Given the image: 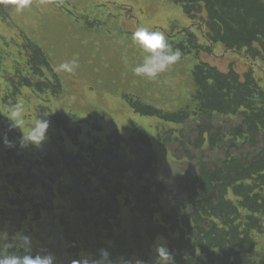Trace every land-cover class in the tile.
I'll return each mask as SVG.
<instances>
[{
  "label": "trees",
  "instance_id": "1",
  "mask_svg": "<svg viewBox=\"0 0 264 264\" xmlns=\"http://www.w3.org/2000/svg\"><path fill=\"white\" fill-rule=\"evenodd\" d=\"M174 2L186 16L199 20L210 44L200 45L195 34L187 31L184 40L173 45L182 51L181 59L192 54L191 51L195 55L201 50L213 54L212 46L221 43L228 50L244 53L249 60L241 73L233 67L224 72L203 61L197 62L190 73L183 71L190 85L189 96L178 99L175 108L124 97L135 113L157 118L163 124L181 127L194 118L206 117V121L195 125V136L186 138L179 129L171 128L167 135H158L165 144L176 141L184 158L196 163L193 171L186 169L177 179L178 192L168 189L163 179L155 184L141 182L134 196L135 215L129 221V229L121 224L120 197L127 187L119 181H111L110 186L102 188L89 187L86 193L64 184L56 187L57 195L67 192L73 198L70 211L80 219V228L72 225L64 210L55 213L52 205L34 202L37 187L34 169L49 170L58 161L74 177L83 170L84 158L95 154L98 141L83 146L80 139L82 127L90 125L91 116L80 118L51 105V99L56 100L63 93L61 79L44 50L28 42L24 45L26 63L14 68L3 101L14 105L22 96V89L35 91L54 127L55 135L52 133L51 137L53 140L55 137V143L53 148L44 144L30 155L28 148L7 147L0 137V227L9 211H14L20 222L30 219L29 222L37 224L47 214L55 213L50 221L56 222L60 231L64 245L60 256L71 260L79 259L82 252L94 254L106 248L113 257L139 255L151 264L153 253L148 249L157 237H163L174 250L177 264H264V254L253 255L257 247L255 235L264 233V88L254 73L257 61L264 73V0ZM215 116L238 121L227 128L214 123ZM94 128L101 132L100 126ZM226 137L229 144L219 158L203 155L206 147L214 151ZM65 139L73 143L75 153L64 147ZM239 143L247 145V153L241 152ZM129 146L150 151L140 166V175L147 172L158 176L152 142L142 132L127 139L119 133L108 135L102 154L116 160L117 151ZM89 175L99 176L92 172ZM73 190H77L76 196ZM165 196L170 197L168 211L164 210Z\"/></svg>",
  "mask_w": 264,
  "mask_h": 264
},
{
  "label": "rangeland",
  "instance_id": "2",
  "mask_svg": "<svg viewBox=\"0 0 264 264\" xmlns=\"http://www.w3.org/2000/svg\"><path fill=\"white\" fill-rule=\"evenodd\" d=\"M62 2L63 4H58L59 0H29V6L16 13L7 11L15 7V0H0V11L7 15V20L14 21L10 26L5 24L7 20L3 23L0 21V137L4 138L3 141H8L5 142L7 147L11 144L26 150L28 148L30 155L37 153L34 150L38 148L37 146L21 145L20 129L10 130L9 120L5 115L12 105L10 101H3L10 78L14 76V68L26 63L20 47L19 34L24 32L45 49L54 66L64 60L78 61L79 67L74 73H59L65 85L61 96L56 100L51 99V105L54 104L60 110L76 114L80 118L91 116L90 125L82 127L80 139L83 146L98 141L97 151L84 158L83 170L78 171L74 177H70L58 161L49 170L34 169L33 179L37 187L32 200L52 205L55 213L59 209L64 210L70 217L72 225L80 228V219L70 211L73 198L67 192L64 195H57L56 187L64 184V187H78L81 193H86L89 187L102 188L110 186L111 181H119L127 187V192L120 197L121 224L124 229H129V221L135 215L134 196L141 182L155 184L163 179L168 189L178 192L177 179L183 175L182 172L186 169L193 171L196 168V163L188 162L184 158L176 141L165 144L158 139V135H167L171 128L179 129L186 138L195 136V125L206 121L205 116H200L180 127L163 124L157 118L133 113V109L123 96L162 108H175L179 103L178 99L188 98L190 85L189 81L184 79L183 71L186 74L190 73L197 60L191 51L192 54L182 58L176 68L171 66L158 79H141L132 75L131 68L142 62L144 53L132 41L131 34L138 26H145L152 31H162L173 46L184 40L180 31H185L188 27L195 33L199 43L203 45L209 43L204 38L202 24L187 17L182 7L174 0H62ZM80 15L84 17L89 15L90 22L97 20L99 24L92 26L82 23L79 20ZM212 50L217 57L203 52L201 58L224 71L231 63H234L241 72L246 70L249 60L244 53L228 52L221 45L213 46ZM124 57H127V65ZM261 67L259 61L255 62L254 73L264 87V73ZM128 78L129 82L126 83ZM17 101L25 108L27 122L34 120L36 115L38 118L47 119L41 107L42 101L35 91L22 89V96L18 97ZM237 121V118L215 116L213 122L229 128ZM95 125L101 127V132L95 130ZM10 132L11 136H8ZM117 132L125 137L142 132L151 139L152 152L157 157L158 176L153 177L147 172L140 175V166L150 154L147 149L130 146L119 149L116 160L111 159L106 153L102 154L105 137ZM52 133L55 135L54 127L50 123L48 138L42 145L46 144L53 148L55 137L53 140ZM228 139L226 137L225 142L214 151L206 147L203 155L209 159L219 158L229 144ZM63 145L69 151L76 152L75 146L68 139L64 140ZM239 146L241 152L247 153V145L239 143ZM25 155L27 158V152ZM197 155L200 156L201 153ZM110 171L115 173L110 175L108 174ZM91 172L99 176L91 177L89 175ZM55 192L56 195H53ZM73 194L76 196L77 190H73ZM163 198L167 210L170 206V197ZM55 213L47 214L43 221L37 224L29 222L30 219L20 222L15 212L9 211L5 223L0 227V235L7 234L11 237L15 232L23 231L31 236L34 250L46 249L57 257L58 264H70V257L60 256L64 245L60 231L56 227L57 223L50 221ZM257 252L264 253V236L258 242Z\"/></svg>",
  "mask_w": 264,
  "mask_h": 264
},
{
  "label": "clouds",
  "instance_id": "3",
  "mask_svg": "<svg viewBox=\"0 0 264 264\" xmlns=\"http://www.w3.org/2000/svg\"><path fill=\"white\" fill-rule=\"evenodd\" d=\"M28 6L29 0H15V7L7 11L20 13ZM131 38L144 53L142 62L131 68L133 74L141 79H158L182 57V51L173 48L162 31H152L148 27L138 26ZM123 59L127 65V57ZM78 67L76 59L64 60L55 66L54 71L72 74ZM5 116L9 120L10 130L22 131V146L39 147L47 140L49 120L38 118L36 115L34 120L27 122L22 104L12 105ZM5 142L8 143L7 140ZM152 253L151 264H177L174 250L163 237H157L152 245ZM0 264H58V259L46 249H40L34 254L31 236L23 231H17L10 238L7 234L0 235ZM70 264H149V261L139 255L113 257L108 249L101 248L94 254L82 252L79 259L71 260Z\"/></svg>",
  "mask_w": 264,
  "mask_h": 264
}]
</instances>
